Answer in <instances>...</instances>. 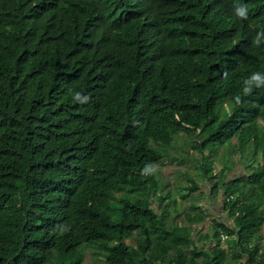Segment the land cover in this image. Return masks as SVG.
Instances as JSON below:
<instances>
[{
	"label": "trees",
	"instance_id": "16d2710c",
	"mask_svg": "<svg viewBox=\"0 0 264 264\" xmlns=\"http://www.w3.org/2000/svg\"><path fill=\"white\" fill-rule=\"evenodd\" d=\"M261 31L264 0H0V264H83L84 247L107 264H264V88L243 92L264 73ZM180 138L227 210L211 232L195 205L185 222L161 210Z\"/></svg>",
	"mask_w": 264,
	"mask_h": 264
},
{
	"label": "rangeland",
	"instance_id": "374dc122",
	"mask_svg": "<svg viewBox=\"0 0 264 264\" xmlns=\"http://www.w3.org/2000/svg\"><path fill=\"white\" fill-rule=\"evenodd\" d=\"M183 142V139L180 138L176 144L178 150H171L174 156L177 155L180 159L186 158L183 165L179 167L174 166L171 164V159H166V161L162 163L159 169L160 171H157L158 174L156 177L160 185L158 191L159 196L164 197L168 194L170 197L167 204H164L161 210L164 211V207L168 206L170 210V220L172 221L175 216L181 215L177 222H182L184 221V217H186V213L195 205L200 208L197 212L206 214L205 219L199 223L200 228L204 233L211 232V219L222 217L227 220V210L223 209L221 205L223 204L222 195H213L209 188V184L206 181L204 182L201 178L200 165L194 158L196 153L191 150L190 146H187L188 143L185 144V142ZM225 157L227 158L225 148H220L215 158L219 161H223ZM234 158H236L237 162L234 165L235 169L231 175L245 176L248 172L246 171V167L249 165L248 160H241L239 155ZM175 163H177V161ZM215 166V172L218 173L220 168L217 165ZM194 181L200 186L198 191L191 190L194 187ZM199 193H202L201 197ZM153 202L157 205L158 199L153 198ZM228 222L232 223L233 221L229 219ZM261 234L264 235V225ZM195 236H198V233H195ZM259 245L260 248L263 249L264 241H261ZM82 252L85 255L83 264H107L105 256L98 250L84 247Z\"/></svg>",
	"mask_w": 264,
	"mask_h": 264
},
{
	"label": "clouds",
	"instance_id": "9594fccd",
	"mask_svg": "<svg viewBox=\"0 0 264 264\" xmlns=\"http://www.w3.org/2000/svg\"><path fill=\"white\" fill-rule=\"evenodd\" d=\"M235 16L238 17L241 20H245L248 17V11L246 6L242 5H236L235 6ZM264 38V31H261L257 33V35L254 38V44L259 46L261 43V39ZM227 75V73H225ZM264 88V73L262 72H255L253 73L248 79L244 81V88L243 92L245 95H248L252 92L253 88ZM73 100L74 102H79L81 104L87 103L89 100V97L83 96L80 92H73L72 93ZM241 101V97L237 95L235 97V102L239 104ZM158 165H148L146 168L143 170L142 174L143 175H148V174H154L156 171V168Z\"/></svg>",
	"mask_w": 264,
	"mask_h": 264
}]
</instances>
